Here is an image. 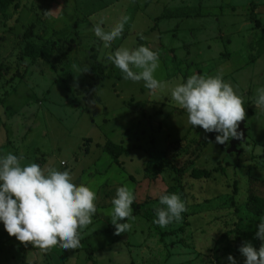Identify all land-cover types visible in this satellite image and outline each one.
I'll use <instances>...</instances> for the list:
<instances>
[{
	"label": "rangeland",
	"instance_id": "374dc122",
	"mask_svg": "<svg viewBox=\"0 0 264 264\" xmlns=\"http://www.w3.org/2000/svg\"><path fill=\"white\" fill-rule=\"evenodd\" d=\"M252 1L260 26L251 19ZM182 6L198 11L190 17L161 15ZM125 15L130 19L122 35L105 49L93 24L103 17L107 31ZM263 26L264 0H12L6 13L0 12L5 148L27 151L22 166L47 168L41 148L53 164L67 161L60 171H75L73 182L81 185L84 170L93 171L90 181L100 177L94 163L108 140L124 146L117 164L129 174L128 182L98 186L96 203L98 211L121 186L141 202L137 210L131 205L134 220L121 221L132 227L115 235L118 245L148 242L151 264H229L240 239L257 250L262 243L255 233L263 217L249 204L251 197L264 199V110L254 105L256 90L264 87ZM141 39L159 53L154 76L165 88L155 94L142 81L125 80L106 59L121 46L136 48ZM31 44L39 46L35 57L26 54ZM84 68L89 70L80 73ZM194 73L222 74L242 98L247 135L239 152H227L231 139L218 144L216 132L188 124L186 111L172 101L170 88ZM173 193L187 211L161 228L153 222L159 196ZM151 223L156 234L149 231ZM86 245L57 246L47 254L32 249L27 257H34V264H99ZM4 246L11 256L0 255V261L21 259L24 245L15 237ZM234 258L244 264L241 253Z\"/></svg>",
	"mask_w": 264,
	"mask_h": 264
},
{
	"label": "clouds",
	"instance_id": "9594fccd",
	"mask_svg": "<svg viewBox=\"0 0 264 264\" xmlns=\"http://www.w3.org/2000/svg\"><path fill=\"white\" fill-rule=\"evenodd\" d=\"M46 14L50 15L47 11ZM129 19L122 16L105 31L102 17L93 24L94 35L102 41L105 49H109L122 35ZM106 59L120 70L125 80L142 81L152 94L165 88V84L154 76L159 67V53L147 46L133 49L121 46L108 52ZM170 96L177 107L186 111L188 124L201 127L205 132L217 133L216 143L226 144L232 138L242 137L238 128L246 118L244 102L233 86L222 79V74L194 73L186 82L171 87ZM254 105L264 110V87L256 90ZM24 159L22 153L19 157L12 153L0 156V222L5 230L25 247L31 244L42 253L57 246L64 250L80 247L81 230L92 223L97 212L96 193L88 186L76 185L68 170L43 168L37 163L22 166ZM134 200V193L128 186L116 189L110 213L115 235L131 229L130 223L121 221L135 219L131 207ZM159 203L161 207L155 208L153 222L161 228L180 221L181 214L187 211L185 203L175 193L160 195ZM255 235L262 242L258 250L250 242L239 248L245 258L244 264H264V218L260 219ZM227 259L229 264H237L232 255Z\"/></svg>",
	"mask_w": 264,
	"mask_h": 264
},
{
	"label": "crops",
	"instance_id": "0c3cea01",
	"mask_svg": "<svg viewBox=\"0 0 264 264\" xmlns=\"http://www.w3.org/2000/svg\"><path fill=\"white\" fill-rule=\"evenodd\" d=\"M1 125L3 126L4 121L0 120ZM4 148V149H3ZM15 152L17 154H15ZM7 153H12L14 155H19L22 153L24 156L27 155L24 154V152L20 150H17L15 146H8V148H5L4 145V137L3 134L0 136V156H4ZM38 153L41 154L44 163L48 162L47 167H55L57 170H60V166L68 164L67 161H62V164L60 165L59 161L55 162V164L52 163L51 160H48V156L44 150L40 148V151ZM102 157H99L97 160H95L94 167L98 170H102L103 174H100L102 172H99V174L96 172V175H100L97 179H93L90 181V173H93V171H90L89 173L85 172L83 175V185L88 186L91 190H93L96 195L97 199L95 200V204L98 203V191L97 187L105 182H108L109 184H112V182H117L118 180L123 183V185L127 184V177L129 176L128 173L125 172V170L117 164V161L106 151L103 152L101 155ZM97 166V167H96ZM76 168V167H75ZM72 169V168H71ZM70 171V170H69ZM71 173H74L75 171H70ZM114 179V180H113ZM107 196V195H106ZM109 198L107 196L105 200ZM136 202H140L136 200ZM141 204V202H140ZM141 206V205H140ZM132 207V206H131ZM112 204L109 200H106L103 202V206L100 207V209L96 212L95 215L92 217V223L88 225L85 229L81 230V240H80V247L76 248L80 249L83 248L85 244L86 247L91 249L93 261L96 262L99 261V264H151V252L149 251L150 245L146 243H126L123 247L119 246L118 242L120 241L119 237H115V226L111 222V211H112ZM140 209V208H139ZM133 213V212H132ZM141 215V214H138ZM142 216V215H141ZM101 219V220H100ZM96 220H100L103 226L99 227L97 226ZM150 223V222H149ZM152 223L149 225L150 233L156 234L157 230L153 229ZM158 227V226H157ZM156 228V227H155ZM9 234L4 228L3 222H0V255H9L11 256L12 251H8V248L4 246V244L9 240L10 241ZM107 238V239H103ZM149 241V239L147 240ZM88 242V243H85ZM23 254L21 259L15 260V258L8 259L6 262L0 261V264H34L37 260L34 259V257H27V253L30 252L32 249H38L33 248L31 244H29L27 247L23 246ZM173 247H175V244H173ZM167 251H165L166 253ZM139 253V254H138ZM170 253V251H169ZM47 254V253H46ZM136 255H139L140 259L135 261L137 257ZM168 262L172 263L174 259L169 260L170 254L167 255ZM120 259L121 261H118L117 259ZM131 258V262H127ZM137 262V263H136ZM167 262V261H166ZM97 264V263H96Z\"/></svg>",
	"mask_w": 264,
	"mask_h": 264
},
{
	"label": "trees",
	"instance_id": "16d2710c",
	"mask_svg": "<svg viewBox=\"0 0 264 264\" xmlns=\"http://www.w3.org/2000/svg\"><path fill=\"white\" fill-rule=\"evenodd\" d=\"M12 3V0H0V12L2 13H6V11L9 9L10 5ZM251 19L254 20V22L260 26L261 22L259 21V19L257 18V13L255 11V7L256 2L252 1L251 3ZM198 11V7H187V6H182V7H176V8H168L167 10L163 11V15L164 16H178V15H183L186 17H190L191 15H194L196 12ZM262 33L264 35V26L262 28ZM141 45L144 46H148V43L146 40L141 39L139 40V42L137 43L136 47H139ZM39 51V46H37L36 44H31V45H27L26 46V54L30 55L32 57H35L37 55ZM103 150L108 152L116 161L118 160V157L126 151V148L122 145L116 144L111 140H108L104 146H103ZM105 200L102 201V203ZM99 203V202H98ZM136 203V204H135ZM101 204V203H100ZM133 205L135 207V209L137 210L138 208H140V203L139 202H133ZM249 207L252 211H254L255 213H257L258 215L262 216L264 218V199L263 198H256V197H251L250 199V204ZM245 242L240 239L237 243L236 249L231 251L229 254L232 255L233 257L237 256L240 252H239V248L242 244H244ZM91 251V249L89 248V252ZM91 257V255H90Z\"/></svg>",
	"mask_w": 264,
	"mask_h": 264
},
{
	"label": "water",
	"instance_id": "95a60500",
	"mask_svg": "<svg viewBox=\"0 0 264 264\" xmlns=\"http://www.w3.org/2000/svg\"><path fill=\"white\" fill-rule=\"evenodd\" d=\"M246 120L242 121L239 125L238 131H241L243 133L242 137L240 139H235L232 138L230 141V147L227 149V152L231 153L233 151L239 152L240 150L238 149L237 145L246 140V135H247V127L245 125Z\"/></svg>",
	"mask_w": 264,
	"mask_h": 264
}]
</instances>
